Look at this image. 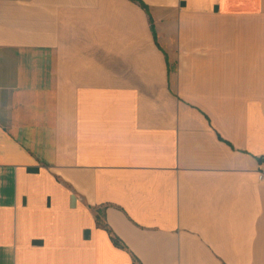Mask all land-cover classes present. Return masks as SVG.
Wrapping results in <instances>:
<instances>
[{
    "label": "crops",
    "instance_id": "crops-1",
    "mask_svg": "<svg viewBox=\"0 0 264 264\" xmlns=\"http://www.w3.org/2000/svg\"><path fill=\"white\" fill-rule=\"evenodd\" d=\"M261 159L264 0H0V264H264Z\"/></svg>",
    "mask_w": 264,
    "mask_h": 264
},
{
    "label": "built area",
    "instance_id": "built-area-1",
    "mask_svg": "<svg viewBox=\"0 0 264 264\" xmlns=\"http://www.w3.org/2000/svg\"><path fill=\"white\" fill-rule=\"evenodd\" d=\"M258 180L264 181V159H261V165L258 172Z\"/></svg>",
    "mask_w": 264,
    "mask_h": 264
},
{
    "label": "trees",
    "instance_id": "trees-1",
    "mask_svg": "<svg viewBox=\"0 0 264 264\" xmlns=\"http://www.w3.org/2000/svg\"><path fill=\"white\" fill-rule=\"evenodd\" d=\"M104 228H106V230L108 231V233L110 234V238L112 240V242L115 245H120V241L108 230V228L106 226H104Z\"/></svg>",
    "mask_w": 264,
    "mask_h": 264
}]
</instances>
